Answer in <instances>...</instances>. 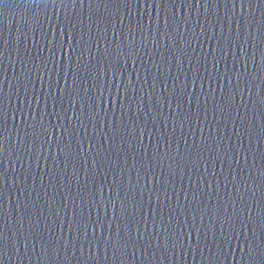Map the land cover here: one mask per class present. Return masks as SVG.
<instances>
[{
    "label": "water",
    "instance_id": "water-1",
    "mask_svg": "<svg viewBox=\"0 0 264 264\" xmlns=\"http://www.w3.org/2000/svg\"><path fill=\"white\" fill-rule=\"evenodd\" d=\"M0 264H264V0H0Z\"/></svg>",
    "mask_w": 264,
    "mask_h": 264
}]
</instances>
